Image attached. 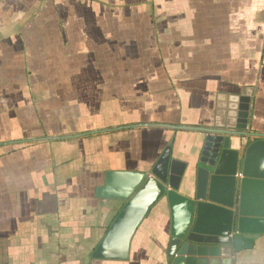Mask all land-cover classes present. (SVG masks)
<instances>
[{
	"label": "crops",
	"instance_id": "1",
	"mask_svg": "<svg viewBox=\"0 0 264 264\" xmlns=\"http://www.w3.org/2000/svg\"><path fill=\"white\" fill-rule=\"evenodd\" d=\"M232 103L264 134V0H0V264H171L165 199L128 259L92 256L124 204L97 188L170 145L194 196L205 129ZM211 257L264 264V234Z\"/></svg>",
	"mask_w": 264,
	"mask_h": 264
},
{
	"label": "water",
	"instance_id": "2",
	"mask_svg": "<svg viewBox=\"0 0 264 264\" xmlns=\"http://www.w3.org/2000/svg\"><path fill=\"white\" fill-rule=\"evenodd\" d=\"M230 107L213 128L205 129L208 134L195 164L194 196L180 192L186 166L171 159L170 145L151 172H106L97 195L124 204L93 251L94 258L128 259L133 235L161 199L167 201L172 217L167 250L171 264H216L213 257L202 256H231L253 247L264 234V140L251 142L243 155L231 145L233 136L264 138V134L243 131L248 122L240 120L242 106L232 103Z\"/></svg>",
	"mask_w": 264,
	"mask_h": 264
}]
</instances>
